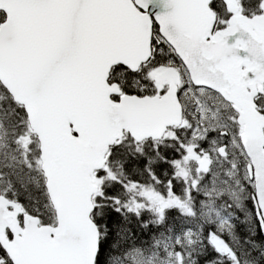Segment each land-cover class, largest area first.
I'll return each mask as SVG.
<instances>
[{
  "label": "snow or ice",
  "instance_id": "6c2138e0",
  "mask_svg": "<svg viewBox=\"0 0 264 264\" xmlns=\"http://www.w3.org/2000/svg\"><path fill=\"white\" fill-rule=\"evenodd\" d=\"M0 264H264V0H0Z\"/></svg>",
  "mask_w": 264,
  "mask_h": 264
}]
</instances>
